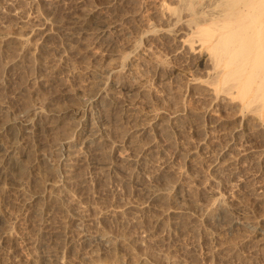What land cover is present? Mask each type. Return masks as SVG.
I'll use <instances>...</instances> for the list:
<instances>
[{"label":"rangeland","instance_id":"1","mask_svg":"<svg viewBox=\"0 0 264 264\" xmlns=\"http://www.w3.org/2000/svg\"><path fill=\"white\" fill-rule=\"evenodd\" d=\"M180 2L0 0V264H264V116Z\"/></svg>","mask_w":264,"mask_h":264},{"label":"bare ground","instance_id":"2","mask_svg":"<svg viewBox=\"0 0 264 264\" xmlns=\"http://www.w3.org/2000/svg\"><path fill=\"white\" fill-rule=\"evenodd\" d=\"M180 3V12L187 11L186 15L193 22L194 30L191 33L197 38L192 36L201 43H209L207 47L213 67L219 68L211 80L214 89L229 95L234 89L233 98L243 102L242 108H249L258 116H264V0H181ZM202 5L204 7H200ZM206 7L209 9L205 10ZM102 27L94 26V30H90L79 24V28L73 31L75 34H72L78 39L89 35L92 40L102 31Z\"/></svg>","mask_w":264,"mask_h":264}]
</instances>
